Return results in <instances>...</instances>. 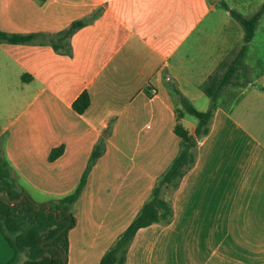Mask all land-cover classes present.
I'll return each mask as SVG.
<instances>
[{
    "label": "crops",
    "instance_id": "crops-1",
    "mask_svg": "<svg viewBox=\"0 0 264 264\" xmlns=\"http://www.w3.org/2000/svg\"><path fill=\"white\" fill-rule=\"evenodd\" d=\"M224 1L247 16L264 3L0 0L7 33H58L97 13L67 49L0 43V89L8 90L10 113L0 140L35 204L72 194L94 147L105 142L74 207L67 264H100L176 157L181 105L169 83L199 111L209 109L204 85L244 39ZM244 66L246 79L223 91L196 165L172 196V223L140 229L126 264H264V15ZM86 91L91 105L78 114L72 105ZM192 117L181 122L194 134ZM0 252L4 264L14 255L1 234Z\"/></svg>",
    "mask_w": 264,
    "mask_h": 264
},
{
    "label": "trees",
    "instance_id": "trees-1",
    "mask_svg": "<svg viewBox=\"0 0 264 264\" xmlns=\"http://www.w3.org/2000/svg\"><path fill=\"white\" fill-rule=\"evenodd\" d=\"M223 8L242 26L243 44L231 61L224 60L219 65L218 71H222L216 72L206 81L204 92L210 100L207 111L196 109L178 91L176 85L169 83L170 93L181 105V108L177 110L174 128V133L180 139L179 151L164 174L157 180L150 197L144 202L139 213L106 251L100 264H126L128 250L140 229L154 224L167 226L174 219L172 196L179 189L184 176L196 165L198 144L210 133L218 99L226 88L236 84L235 78L244 68L249 44L264 15V3L249 16L231 9L226 3H223ZM96 15L97 13H94L90 18L75 21L67 29L58 33L18 34L0 30V43L14 45L49 43L56 51L67 49L72 36ZM90 105L91 97L86 91L75 100L72 107L78 114H84ZM185 114L195 117L198 121L194 134L181 122ZM64 150V146L54 148L49 155V161L58 159ZM105 150V142L102 139L94 147L76 190L58 201L49 202L51 212L47 213V205L43 204L38 211V204L34 206L28 194L22 202L16 203L13 207L10 205L27 192L19 184L17 175L9 166L0 140V234L14 252L7 264H64L63 258L66 263L68 262L69 232L77 222L74 207L87 184L90 172L104 155ZM23 255L26 259L20 263Z\"/></svg>",
    "mask_w": 264,
    "mask_h": 264
},
{
    "label": "rangeland",
    "instance_id": "rangeland-1",
    "mask_svg": "<svg viewBox=\"0 0 264 264\" xmlns=\"http://www.w3.org/2000/svg\"><path fill=\"white\" fill-rule=\"evenodd\" d=\"M224 3H226L224 1ZM231 8V7H230ZM236 11H238L237 9H234ZM239 12V11H238ZM236 21V20H235ZM243 44V43H242ZM241 46V45H240ZM240 49V47H238L231 55L230 57H228L226 60L227 61H231L235 54L238 52V50ZM244 69H245V66L244 68H242L239 73H238V76L237 78H235V80L237 81L236 82V85L237 86H240L242 82H244V80L246 79V75L244 73ZM222 71V70H221ZM221 71H217V72H221ZM7 93H8V90L6 89H0V125H2L6 120L7 118L9 117L10 113H9V109L6 105V102H5V99H6V96H7ZM192 117V116H191ZM192 119L196 120L195 118L192 117ZM33 194V193H32ZM170 195V194H169ZM33 196V195H32ZM33 201V200H32ZM26 259V256H22L21 257V261L20 263H22L24 260ZM0 264H4L2 263V253L0 252Z\"/></svg>",
    "mask_w": 264,
    "mask_h": 264
},
{
    "label": "water",
    "instance_id": "water-1",
    "mask_svg": "<svg viewBox=\"0 0 264 264\" xmlns=\"http://www.w3.org/2000/svg\"><path fill=\"white\" fill-rule=\"evenodd\" d=\"M26 195H27V194H24L21 198L16 199L13 203H10V205L13 207V206L16 205V203H18V202H22V201L25 199ZM3 199H5V198H3ZM5 200H6L7 202H9L7 199H5ZM33 203H34V202H33ZM46 205H47V208H48L47 213H50V212H51V210H50V205H49V204H46ZM34 206H36L35 203H34ZM41 208H42V205H41V204H38V205H37V210L39 211ZM52 212H53V211H52ZM54 214L56 215V212H54ZM63 261H64V264H67L66 261L64 260V258H63Z\"/></svg>",
    "mask_w": 264,
    "mask_h": 264
}]
</instances>
